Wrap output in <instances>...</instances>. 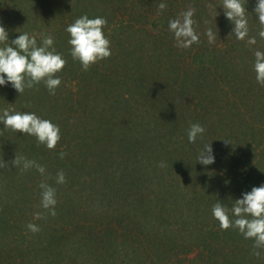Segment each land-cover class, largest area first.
I'll return each mask as SVG.
<instances>
[{
    "label": "trees",
    "instance_id": "1",
    "mask_svg": "<svg viewBox=\"0 0 264 264\" xmlns=\"http://www.w3.org/2000/svg\"><path fill=\"white\" fill-rule=\"evenodd\" d=\"M255 3L246 5L249 45L231 33L222 0H0L10 39L51 34L66 58L54 93L43 81L20 94L0 86V109L36 112L61 130L48 148L0 122V264H264V248L254 255L253 239L221 228L211 211L264 182ZM189 7L200 39L179 48L168 21ZM85 13L107 18L112 50L87 70L65 31ZM196 122L205 132L192 143ZM211 143L215 162L204 165L197 157ZM16 155L44 173L17 166ZM42 181L56 190L54 216L41 206Z\"/></svg>",
    "mask_w": 264,
    "mask_h": 264
},
{
    "label": "clouds",
    "instance_id": "2",
    "mask_svg": "<svg viewBox=\"0 0 264 264\" xmlns=\"http://www.w3.org/2000/svg\"><path fill=\"white\" fill-rule=\"evenodd\" d=\"M248 3V0H247ZM247 3L245 0H222V7L226 19L232 25L231 33L237 40H244L254 45L256 36L249 35V19ZM159 9H164L166 4L161 2ZM255 13L261 25H264V0H256ZM194 8H187L168 21V29L173 33L176 46L189 48L198 42L200 34L193 27ZM106 17H90L87 13L77 17L68 24L65 31L69 33L68 44L71 45L70 53L74 60H78L84 70L91 64L103 60L111 55L110 40L105 34ZM205 35L209 43H214L216 33L211 27L207 28ZM260 38H264V28L258 32ZM0 86L11 84L19 94L26 88L43 81L51 93L61 84V78L56 73L60 72L66 64V58L62 52L56 50L54 38L51 34H41L40 43H37L35 35L29 32H21L10 39L9 29L0 22ZM253 70L256 81L264 86V50L259 48L254 51ZM0 122L4 127L14 131L23 132L36 137L39 143L48 148H54L61 138L60 126L51 119L43 118L33 111H17L11 108L0 109ZM205 132L204 125L196 122L190 124L187 129V139L195 143ZM227 142V141H226ZM64 155L63 152L60 153ZM215 153L212 143L205 145L197 161L204 165L215 162ZM17 166L22 164L23 169L35 166L44 173L43 165L34 160L18 155L13 159ZM65 181L63 170L57 174V183ZM41 206L51 215H56L57 204L56 190L51 185L40 184ZM212 215L219 221L223 229L236 228L245 238L253 239V254L259 256V249L264 248V182L253 185L250 190L242 191L241 195L234 199L231 206L218 199L212 206ZM42 213H35L39 218ZM27 228L32 232L39 231V226L29 222Z\"/></svg>",
    "mask_w": 264,
    "mask_h": 264
}]
</instances>
